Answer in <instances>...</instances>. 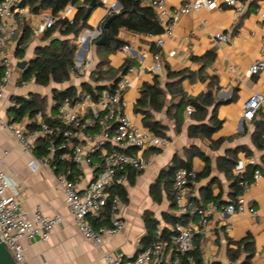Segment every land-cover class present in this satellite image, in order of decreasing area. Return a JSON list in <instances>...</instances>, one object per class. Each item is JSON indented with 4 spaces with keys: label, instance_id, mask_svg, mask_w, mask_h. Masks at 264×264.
<instances>
[{
    "label": "crops",
    "instance_id": "1",
    "mask_svg": "<svg viewBox=\"0 0 264 264\" xmlns=\"http://www.w3.org/2000/svg\"><path fill=\"white\" fill-rule=\"evenodd\" d=\"M85 1L78 0L80 4ZM100 1L103 4L97 5L92 10L87 20L89 27L82 31V35L86 31L95 30L99 24L102 25L111 13L110 9L115 8V11L121 9L119 0ZM139 1L142 5L152 6L148 0ZM185 1L166 0L168 14L166 17H159L160 22L163 27L169 21L175 23L172 33L166 35L162 45L156 42L160 35L140 34L121 28L116 38L133 44L136 51L132 55H125L119 48L108 54L109 65L121 69L127 59L132 61L131 65L136 71L132 74V84L124 95L127 103L125 112L135 125L143 127H147L144 122L145 116L135 111V105L145 83L154 84L158 81L160 86L166 89L168 83L173 85L178 80L169 77L168 70L173 72L190 70L191 74L186 72L181 78L180 86L188 96H198L208 89L211 77L215 76L219 85L217 97L224 101L218 107V117L223 120L221 129L211 138L190 137L188 131L195 121L188 115L187 110L180 131L176 130L175 120L167 114V108L162 111L150 110L151 119L167 126L165 136L169 139V145L163 149L153 148L145 151L150 163L135 176L134 183L131 182L130 173L136 171H128L127 181L122 185L127 190V201L118 195L122 200L121 209L125 213L124 226L121 231L105 241L102 248H98L86 241L76 227L58 183L57 170L51 165L41 164L34 149L22 148L13 133L0 126V161L8 177L22 188V209L32 217L36 207L40 206L47 215L60 214L63 217L47 240L22 239L28 264H107L104 260L105 253L113 256L121 255L124 258L135 256L145 247L143 240L147 235L146 213H151L159 220V229L172 228V224L164 218L165 215L182 216L177 211L174 194L172 199L163 191L161 202H157L150 193V187L158 179L161 171L168 168L176 157L177 163L186 160L191 147L204 153L209 160L210 172L192 183L198 194V200L203 205H208L210 202L226 205L235 200L233 179L230 176L234 172V167L229 173L221 168L222 166L225 169L229 168L224 161L226 158L234 156L236 164L243 163L245 166L250 162L258 163L262 166L263 174L247 192L246 213L226 215L214 213L203 225L200 224L199 217L194 219L198 226L197 244L199 243L204 263L242 264L246 257L252 255L249 264H264V149H259L253 141L254 131L258 127L255 121L259 122L260 117L256 116L252 122H246L243 118L244 102L253 92L261 88L264 77V71L255 76L246 75L247 69L256 59H264V54L261 53L264 17L260 14L264 0H239L243 3V7L238 16L234 7L226 5L182 13L180 8ZM71 5L75 15L78 11L77 5L72 3ZM25 7L16 37L5 50L12 60V71L5 89L4 101L0 104V114L10 120H12V107L17 104L16 96L30 98L32 95H38L43 99L44 112L51 115L52 92L54 89H61L51 85L54 81L45 86L38 83L35 78L24 79V72L35 59L37 48L47 45L51 39L44 37L45 31L35 33V26L49 16L55 17L52 7L38 10L31 9L28 4ZM60 13L61 11L58 15ZM26 29L30 33V38L24 57L19 58L16 50ZM218 32L230 34L231 40L217 42L213 35ZM52 37L65 38L59 36L58 32ZM90 48L93 51L94 64L86 74L88 81L91 80V72L96 68L103 54L98 53L96 47L93 49L90 46ZM211 50L215 52V56L207 66H203V60L194 59V57H202ZM141 53H146V57L142 58ZM23 60L28 62L24 68H21L19 62ZM157 63L159 68H156ZM72 78L71 76L70 80ZM70 80L60 84L68 82L69 84L64 88L72 85L76 87L77 83L70 84ZM109 85L107 83L108 87ZM180 98L176 93L173 101L178 102ZM171 100L172 95L168 93L166 104L168 105ZM211 110L212 108L210 112ZM42 117L45 120L43 114ZM35 121L37 123L36 117ZM240 146L248 147L252 152L251 155L248 156L245 150L234 153ZM191 162L192 168L198 173L205 171L206 161L199 155L192 156ZM92 173V166H85L80 187L87 186ZM10 191L11 188L8 193ZM207 191L214 199L205 200ZM108 219L109 217L98 221L91 218V222L95 227H99L101 224H108ZM229 248L238 250V258L235 261L229 257ZM174 253L175 245L172 240L167 241L165 257L170 259Z\"/></svg>",
    "mask_w": 264,
    "mask_h": 264
},
{
    "label": "built area",
    "instance_id": "2",
    "mask_svg": "<svg viewBox=\"0 0 264 264\" xmlns=\"http://www.w3.org/2000/svg\"><path fill=\"white\" fill-rule=\"evenodd\" d=\"M23 0H0V104L5 98V89L12 71V60L6 47L14 41L26 7ZM157 11L159 17H166L168 9L166 0H148ZM234 7L236 15L242 12L243 3L239 0H186L180 8L182 13H189L202 8L222 6ZM264 17V7L260 10ZM60 17L72 19L74 8L69 3L55 17L49 16L35 26V33H42L50 28ZM174 21L165 24L164 33L157 37L156 42L162 45L165 37L171 34ZM151 35V34H149ZM217 42H229L231 36L225 32L215 33ZM84 44L87 36L80 37L76 51L72 75L77 77L76 97H66L59 105V123L49 124L43 120L42 113L36 115L37 126L31 130L24 123L4 118L0 114V126L13 133L19 145L25 150H33L38 141L45 145L46 153L38 157L41 164L51 165L57 172L58 183L63 191L65 203L74 218L78 230L84 239L102 248L105 241L122 230L124 226V210L121 209V198L113 194L117 185H124L129 170H144L150 163L145 151L153 148L163 149L169 145L166 136L156 134L148 127L137 126L125 112L127 105L125 92L132 84L134 66H128L125 73L97 98L93 92L84 87L86 74L94 64L93 51ZM261 53L264 54V34ZM86 51L85 54L82 51ZM120 50L125 55H132L136 49L133 44L125 43ZM145 58L146 53H141ZM158 61V56H157ZM156 68H159L157 63ZM264 71V59H256L247 69V76L259 75ZM192 107L187 113L191 115ZM260 110L264 111V77L262 86L253 92L243 104V118L252 122ZM93 168L92 178L85 187H80L85 166ZM245 170L243 163H237L234 172L241 176ZM198 172L194 168L179 167L174 172L173 187L177 211L186 216L185 222H177L173 227L171 240L175 245L174 255L168 259L164 255L167 241H156L136 253L131 258L121 255L104 254L107 264H181L184 256L192 261V253L197 248L196 233L198 226L194 219L200 218L205 224L214 213L238 214L246 213L248 208L247 192L250 186L261 177L257 169L253 180L240 181L242 192L235 202L219 205L210 202L203 205L192 183ZM11 188L10 193L8 190ZM22 188L12 181L2 167L0 161V238L7 245L17 264H28L21 243L24 238L47 240L55 226L63 220L60 214L47 215L37 206L30 217L21 207ZM109 211L110 215L107 216ZM108 224L95 227L91 218L98 221L106 220ZM161 229L158 230L160 233Z\"/></svg>",
    "mask_w": 264,
    "mask_h": 264
},
{
    "label": "trees",
    "instance_id": "3",
    "mask_svg": "<svg viewBox=\"0 0 264 264\" xmlns=\"http://www.w3.org/2000/svg\"><path fill=\"white\" fill-rule=\"evenodd\" d=\"M119 2L121 4L119 15L111 21L107 29L111 39L110 44L101 46L96 45L97 52L103 54L96 68L91 72V80L83 83L85 88L93 92L94 98H97V96L104 90L101 88L103 85H107V83H109V86H112L119 79L120 75L126 72L128 66H131L132 64V61L127 59L121 69H115L109 65L108 54L117 51L126 43V41L116 38L121 28L140 34L161 35L164 32V27L160 22L158 13L152 6L142 5L139 0H119ZM69 3L77 5V13L72 19L67 17L57 18L54 24L45 31L44 37H51L50 42L45 46H39L37 48L35 59L30 62L28 68L24 72L25 80L35 78L38 83L45 86L50 84L51 81L63 83L70 80L76 51L78 49L76 41L82 31L89 27L87 23L88 18L83 19V16L88 9L90 0H86L81 4L78 0L22 1V6L28 4L33 10H38L44 7H52L54 16H57L58 13ZM101 4L103 3L100 0H97V5ZM113 13L114 12H111L108 17H110ZM25 31L26 32L22 35L16 50L17 57L19 58L24 57L27 42L30 38V33L27 32V29ZM55 32H58L59 36H63L65 38L52 37ZM96 40L97 39L93 40L95 44ZM155 50V53H157V49ZM214 56L215 52L211 50L202 57H194V59L203 60V66L205 67L211 62V60H213ZM186 72L191 74L190 70L175 72L168 70L169 77H174L178 80H176L173 85L168 83L166 89L161 87L158 81H155L154 84L145 83L141 90V95L137 99L135 111L144 114V122L149 129L154 131L156 134L165 136L167 126L158 120L151 119L150 110L153 109L155 111H162L164 108H167V114L175 120L176 130L180 131L181 125L184 121V113L188 110V108L192 107L193 110L190 116L195 123L188 131L189 136H206L207 138H211L212 135L221 129L223 125V120L218 117V107L224 101L217 97V92L219 90L217 79L215 76L211 77L208 89L205 92L199 94L198 96H188L183 91L182 86H180V80ZM171 86H174L175 88H172ZM168 93L172 95V100L167 105L166 101ZM176 93L181 97L178 102L173 101ZM66 97H76L75 86L72 85L64 89L53 90L51 115H47L44 112L45 106L43 99H41L38 95H32L30 98L16 96L15 100L17 104L12 107L11 119L12 121L22 123H26L25 121H27V129L31 130L37 126L35 121L36 115L39 112H42L45 119L44 121H47L52 125L57 124L59 123V105ZM173 108L175 109L173 110ZM210 108H212L211 112ZM258 116L260 117L259 125L254 131L253 141L259 149H264V111L260 110L257 114V117ZM44 145L45 144L42 141H38L34 148V153L38 156L45 154L46 149ZM240 150H245L248 156L252 153L246 146L238 147L234 153ZM188 155L189 156L186 160L179 161V163L176 162V157L168 168H164L161 171L158 179L150 187V193L155 201L161 202L163 191L166 192L168 197L173 199L174 172L179 167H187L191 169L192 156L199 155L204 161H206L205 171L203 173H198L196 180L210 172L209 160L204 153L191 147V149L188 150ZM224 161L227 165H229V168L225 169L222 165L221 168H223L227 173L232 170V167L235 168L234 165H236V158L234 156L226 158ZM60 169L61 168L58 167L56 169L57 172ZM257 169L262 171V166L258 163L250 162L245 166V170L241 176H237L235 172L231 173L230 176L233 179L232 183L235 194V200L231 202H235L238 195L242 192L240 181L243 180L251 182ZM135 171L136 172L134 173H130L132 183L135 182V176L141 172L137 170ZM113 194L119 195L123 200L127 201V190L122 185L115 186ZM210 199L214 198L211 193L207 191L205 200L208 201ZM107 213V216H109V211ZM185 217L186 216L184 215H165L164 218L167 222L172 224V228H163L160 233H158L160 223L159 220H157L151 213H146L145 225L147 228V235L143 240L145 247L156 241L170 242L173 234V227L177 222H185ZM98 223L100 224V222ZM228 254L232 261H235L238 258V250L229 248ZM251 257L252 255L246 257L242 264H249ZM192 258V261H187L183 256L181 264H205L199 243L197 244L195 251L192 253Z\"/></svg>",
    "mask_w": 264,
    "mask_h": 264
},
{
    "label": "water",
    "instance_id": "4",
    "mask_svg": "<svg viewBox=\"0 0 264 264\" xmlns=\"http://www.w3.org/2000/svg\"><path fill=\"white\" fill-rule=\"evenodd\" d=\"M57 1V0H55ZM97 6V0H90L88 9L86 13L83 16V19H87L92 10ZM110 12H114L110 17L106 19V21L101 25L99 24L95 30L92 31H86L82 37L87 36V41L85 42L84 46L87 47L89 43L90 37H93L96 40V45L101 46V45H109L110 44V36L107 31L111 21L119 15V11H115V8L110 9ZM91 32V33H90ZM85 50L82 51L83 54H85ZM27 60H23L19 62V67L24 68L25 65L27 64ZM102 89H107V85H103L101 87ZM255 125L258 126L259 122L255 121ZM0 264H17L15 261L13 255L11 254L10 250L8 249L7 245L5 242H3L0 238Z\"/></svg>",
    "mask_w": 264,
    "mask_h": 264
},
{
    "label": "rangeland",
    "instance_id": "5",
    "mask_svg": "<svg viewBox=\"0 0 264 264\" xmlns=\"http://www.w3.org/2000/svg\"><path fill=\"white\" fill-rule=\"evenodd\" d=\"M82 36V34H80V36H79V38ZM79 38H78V40H79ZM93 40L94 39H91V42H90V46L93 48V49H95V47H96V45H95V43L93 42ZM77 44H78V41H77ZM72 79L70 80V84H72V83H79V80L80 79H78L77 77H75L74 75H72ZM69 83L67 82V83H64V84H60V83H55V82H53L51 85H56V86H58L59 88H61V89H63L64 88V86H66V85H68ZM51 87V86H50Z\"/></svg>",
    "mask_w": 264,
    "mask_h": 264
}]
</instances>
